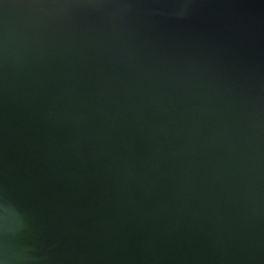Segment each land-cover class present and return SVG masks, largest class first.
<instances>
[{
	"label": "water",
	"instance_id": "water-1",
	"mask_svg": "<svg viewBox=\"0 0 264 264\" xmlns=\"http://www.w3.org/2000/svg\"><path fill=\"white\" fill-rule=\"evenodd\" d=\"M0 264H264V0H0Z\"/></svg>",
	"mask_w": 264,
	"mask_h": 264
}]
</instances>
